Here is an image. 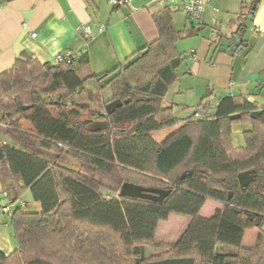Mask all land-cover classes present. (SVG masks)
I'll use <instances>...</instances> for the list:
<instances>
[{
    "label": "trees",
    "instance_id": "trees-1",
    "mask_svg": "<svg viewBox=\"0 0 264 264\" xmlns=\"http://www.w3.org/2000/svg\"><path fill=\"white\" fill-rule=\"evenodd\" d=\"M152 19L158 38L102 73L89 69L86 48L69 63L23 55L0 73V125L12 142L0 141L9 204L29 193L40 205L9 210L15 248L0 249V264H264V109L231 96L212 107L205 98L177 119L162 100L178 77L181 32L162 11ZM100 95L109 97L101 104ZM115 100L122 104L108 113ZM236 122L252 125L237 146ZM174 127L154 140L152 132ZM247 171L253 181L240 187ZM124 183L169 194L155 202L101 191ZM208 199L222 208L202 218ZM170 214L189 217L188 226L167 249L147 252ZM253 228L255 246L243 248Z\"/></svg>",
    "mask_w": 264,
    "mask_h": 264
},
{
    "label": "crops",
    "instance_id": "crops-1",
    "mask_svg": "<svg viewBox=\"0 0 264 264\" xmlns=\"http://www.w3.org/2000/svg\"><path fill=\"white\" fill-rule=\"evenodd\" d=\"M160 11L170 17L174 30L181 32L175 48L182 59L163 106L171 107L177 119L191 116L205 98L212 107L219 99L231 96L264 109V0H216L199 22H193L181 8L157 7L154 0H125L115 8L108 0H6L0 2V73L23 55L52 64L56 55L83 48L89 69L102 73L158 38L152 14ZM83 25L93 34L87 41L79 34ZM101 25L105 29L100 32ZM239 25L244 27L240 37L235 35ZM177 128L158 131L161 139L154 140L162 141ZM230 128L231 142L237 146L252 125L236 122ZM1 170L5 175L2 165ZM26 207L40 211L38 202ZM221 208V203L208 199L198 215L210 218ZM189 222V217L179 214L158 222L147 252L175 243ZM259 232L257 228L245 230L241 246L254 247ZM10 237L0 230V249L6 254L15 248Z\"/></svg>",
    "mask_w": 264,
    "mask_h": 264
},
{
    "label": "rangeland",
    "instance_id": "rangeland-1",
    "mask_svg": "<svg viewBox=\"0 0 264 264\" xmlns=\"http://www.w3.org/2000/svg\"><path fill=\"white\" fill-rule=\"evenodd\" d=\"M80 35H82L80 32H79ZM84 75V74H83ZM41 84H37L35 87H39ZM2 97H4L2 99L3 103L5 104V96L3 95ZM109 97V95H100V103L102 104L106 98ZM181 112H184L185 111H181ZM87 114L88 112L84 111V110H80V119H84L87 117ZM183 116H186V115H183ZM23 125H25L24 127H29L28 126V123H23ZM4 128H0V141H6L8 142V144H12L11 140L9 139V137H7L6 135L4 136ZM153 136H154V139L156 140H159L161 139L160 135H159V132L158 131H155V133H153ZM46 155V154H45ZM48 156V155H46ZM51 158V157H50ZM1 165V164H0ZM91 178H94L96 181H99V180H102L98 177H91ZM6 176L3 175L2 173V170L0 172V230H2L3 232H6L7 235H10L11 234V226H10V217H9V210L11 209H14L16 207H20L22 202H25L26 204H30L32 202L31 200V196L29 193H25L23 194V196H21V198H19L17 200L16 203L14 204H9V200H10V197L8 195V191H7V186H6ZM104 181L102 180V183ZM106 183V182H105ZM110 185V184H109ZM107 188H109L108 192L107 191ZM101 191H105V194L107 195H110V196H114V195H117L118 196V191H119V188L113 186V185H110L108 187H106V185H104L103 189ZM29 210V208H28ZM11 238V237H10ZM12 242L14 241L13 238H11ZM15 244V243H14ZM168 245H165V244H162V245H158V247L160 249H167Z\"/></svg>",
    "mask_w": 264,
    "mask_h": 264
},
{
    "label": "built area",
    "instance_id": "built-area-1",
    "mask_svg": "<svg viewBox=\"0 0 264 264\" xmlns=\"http://www.w3.org/2000/svg\"><path fill=\"white\" fill-rule=\"evenodd\" d=\"M216 0H154V3L157 7L160 8H181L183 9L188 17L193 22H199L203 17L206 8ZM125 0H108V4L112 7H119L121 6ZM105 27L101 25L98 31H103ZM79 32L82 36L86 37V39L92 38V31L91 28L87 25H83L79 28ZM35 35L32 34L31 37ZM76 57V52L73 51H65L60 53L54 57L53 63H60V62H71L73 58ZM1 128V125H0Z\"/></svg>",
    "mask_w": 264,
    "mask_h": 264
},
{
    "label": "water",
    "instance_id": "water-1",
    "mask_svg": "<svg viewBox=\"0 0 264 264\" xmlns=\"http://www.w3.org/2000/svg\"><path fill=\"white\" fill-rule=\"evenodd\" d=\"M254 8L255 7L251 8V14L248 17L249 20H252ZM233 47H236V44H234ZM136 99L139 100L140 97H136ZM127 102L128 101H124V103H127ZM121 104H122L121 101L115 100L106 106V110L109 113L115 108L119 107ZM191 174H192V171H189V175ZM186 175H187L186 173H183L181 175V179H183ZM253 178H254L253 171H247L244 175L239 176L240 187H245L248 184H250L253 181ZM168 194H169V191L141 187V186H138L132 183H124L119 188V196L122 198H130V199H140V200L161 202Z\"/></svg>",
    "mask_w": 264,
    "mask_h": 264
}]
</instances>
